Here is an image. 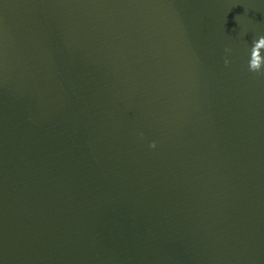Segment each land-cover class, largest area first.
I'll return each instance as SVG.
<instances>
[{"label":"water","instance_id":"1","mask_svg":"<svg viewBox=\"0 0 264 264\" xmlns=\"http://www.w3.org/2000/svg\"><path fill=\"white\" fill-rule=\"evenodd\" d=\"M260 36L264 0H0V264H264Z\"/></svg>","mask_w":264,"mask_h":264},{"label":"clouds","instance_id":"2","mask_svg":"<svg viewBox=\"0 0 264 264\" xmlns=\"http://www.w3.org/2000/svg\"><path fill=\"white\" fill-rule=\"evenodd\" d=\"M264 45V36H260L257 39L253 40L252 42V48H251V55L250 59L248 61L247 69L250 73L253 75H261L264 76V56H256L254 55L259 46ZM225 53L230 54L232 52L231 48H225ZM231 61L228 59L227 55L224 58V64L225 66H229ZM141 137L143 136V133L140 134ZM150 148H156V143L153 142L149 145Z\"/></svg>","mask_w":264,"mask_h":264}]
</instances>
